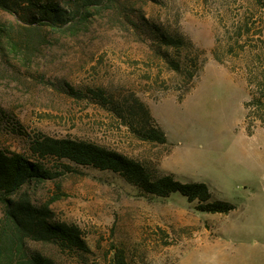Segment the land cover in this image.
<instances>
[{
    "label": "rangeland",
    "instance_id": "374dc122",
    "mask_svg": "<svg viewBox=\"0 0 264 264\" xmlns=\"http://www.w3.org/2000/svg\"><path fill=\"white\" fill-rule=\"evenodd\" d=\"M163 36H180L182 47ZM261 51L264 0H0L1 151L34 160L36 135L89 141L203 182L212 200L235 206L200 211L178 192L160 197L111 170L72 163L67 171L48 159L49 178L0 194V217L5 199H24L47 208L48 223L75 226L88 251L25 239L52 264H113L116 248L129 264H264V128L255 107H244L247 67ZM196 56L201 68L188 84ZM132 97L166 143L122 124L115 106Z\"/></svg>",
    "mask_w": 264,
    "mask_h": 264
},
{
    "label": "trees",
    "instance_id": "16d2710c",
    "mask_svg": "<svg viewBox=\"0 0 264 264\" xmlns=\"http://www.w3.org/2000/svg\"><path fill=\"white\" fill-rule=\"evenodd\" d=\"M41 9L51 19H58L61 15L51 5H43ZM244 27L245 35H248L250 28L247 24ZM162 41L176 51L183 45L180 36H163ZM164 60L173 70L182 72L183 67L179 60L170 59L168 56ZM255 61L256 64L247 67L249 100L244 103V107H255L256 118L264 128V51L255 54ZM190 66L193 69L185 68L188 84L201 68L197 56L190 60ZM115 111L123 119L122 124L140 139L159 144L167 142L164 130L151 115L149 107L137 97L116 105ZM248 116L249 113L246 114ZM246 133L251 135L252 128L247 126ZM30 151L35 157L34 160L19 153L0 150V194L4 197L12 195L27 182L49 178L52 174L44 160L53 159L59 161L67 171L72 170V163L111 170L143 191L160 197L178 192L188 201H197V209L200 211L227 213L235 207L226 201L212 200L211 192L203 182H181L172 174H161L155 167L93 142L39 134L31 139ZM4 201L6 210L0 217V264H52L40 254H30L25 248L26 238L55 239L67 247L88 251L75 226L50 224L45 220L48 216L47 208H35L24 199ZM113 264H129L121 248L115 249Z\"/></svg>",
    "mask_w": 264,
    "mask_h": 264
}]
</instances>
